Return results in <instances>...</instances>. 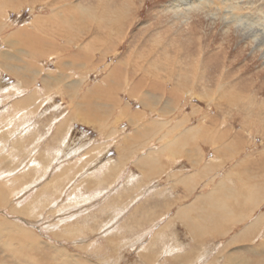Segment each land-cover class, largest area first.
<instances>
[{
	"label": "rangeland",
	"instance_id": "rangeland-1",
	"mask_svg": "<svg viewBox=\"0 0 264 264\" xmlns=\"http://www.w3.org/2000/svg\"><path fill=\"white\" fill-rule=\"evenodd\" d=\"M109 1V6L122 14L120 39L110 47L104 45V38L99 34L102 22L84 9L88 5L98 9L102 3L101 0H31L29 3L26 1L20 10L8 11V15L0 17V27L5 21L7 33H15V30L29 25L20 33V38L35 35L34 27L31 25L33 18L40 23H45L47 28L42 34H45L47 38L43 39L49 42L57 38L59 29L64 31L62 28L64 25L57 24L58 14L60 22H67L74 27L72 43L60 41L58 54L51 51L42 58L36 55L27 56L25 52L28 49L27 43L25 47L22 46L24 50L11 54L9 51L11 46L2 39L5 33L3 34V31L0 33L1 85L9 87L15 84L11 66L14 65L12 69H15L18 68L17 64L32 63L37 66V69H46L38 76H42L43 79L48 80V84L54 86L48 93L39 90L44 103L29 116L27 115L29 114L28 106L22 109L11 107V104L14 99L16 101L20 98V94L16 91H25L33 87L30 73L29 76H23L28 78L27 85L20 88L14 86L18 90L13 93L6 92L7 89L0 91L2 94L0 95L2 115L0 120H4L0 125L10 123L9 127L10 125L12 127V130L9 128L11 137H6L5 140L4 137L0 138L1 143H5L6 147L9 145L7 147L9 148L13 140H20L21 133L24 135L28 133L26 134L29 141L27 148H35L37 145V148L40 146L39 149H41L46 144L47 152L45 153L48 157L52 156L51 161L53 158L56 162L61 161L67 153L74 152L76 155L73 154L71 159L73 157L76 159L79 155L83 156L85 154L83 152L88 148L90 158L94 159V162H91L92 165L90 163L83 165L90 162V158H81L78 165L74 166L76 173L71 172L66 178L65 181H68V184L65 182L66 186H64L63 182L58 192L51 196H41L35 192L43 185L42 182L38 184H33L34 181L29 182L31 189L25 196L31 194L28 201H38L39 208L34 213H30L31 217L30 214L29 216L21 215L24 216L23 220L27 225L33 227L36 234L38 233V240L31 250L37 251L36 253L33 251L34 255L37 259L42 257L40 261L44 264H65L66 260L70 264H90L91 262L144 264L140 261L137 250L147 244L150 245L151 233L175 215L178 205L182 203L192 207L194 201L191 203L189 201L194 196L207 195L210 201L214 198L217 200L223 198V202L228 203L230 200L237 201L232 214L230 208H224L226 203L218 202V206L213 203L222 212L227 211L230 217L240 215V220H235L230 226L231 229L233 227V234L241 232L240 227L243 226V221L258 207H261L260 216L264 220L262 215L264 213V46L259 47L261 43L264 45V0H201L199 2L201 11L196 12L189 11L183 4L184 0H128L129 5H126V0ZM68 4L70 5L67 6ZM62 6H67V11ZM236 19L237 22H235ZM243 27L256 32L255 35L249 40L244 39L247 37L245 33L248 30L245 31ZM76 28L83 30L79 31ZM103 35L105 36L104 33ZM50 45L57 48L55 41ZM49 46H46L47 49ZM64 46L68 49L71 46V49L64 53L63 48L66 50ZM93 53L95 56H92ZM86 62L88 63L85 64ZM114 66L115 71L119 70L120 75H114V71H110ZM151 72L161 78L162 85L158 89L148 86L153 79L149 75ZM141 77L142 84L136 83V80ZM39 78H37L38 83L34 85L36 89L42 85ZM85 93L87 96L90 95L89 99L93 98L92 103L87 106L79 105V111L87 108L92 119H98L97 114H100L105 120H90L92 123L97 122L95 127L82 123V120H74L68 124L65 134L51 143L50 137L53 135L56 124L62 122V118L72 113H74L73 117L77 118L79 112L77 105ZM172 96L173 100H170ZM137 112L139 115L134 114ZM25 113H27L26 116ZM188 126H193L190 127L192 130L189 134V131L184 130ZM26 128L35 130L36 135L29 130L26 132ZM216 129L221 130V135L217 134L210 140L207 133L213 136ZM115 133L116 138L125 136L124 141L131 139L133 134L138 135L139 138L130 141L127 146L121 144L118 138L117 140L112 138L115 143H111L104 153H101L103 148L99 145L91 147L98 144L97 141H103V135L114 137ZM238 133L240 135L235 136ZM175 141L179 142L177 151L167 148ZM144 143H147L145 148H143ZM151 146H156L159 150L166 148L165 157L162 158L163 161L165 160V165L164 168L162 167L163 172L147 178L135 166V162H132L135 158L127 159L128 162L125 159L127 155L143 148L141 153H135V157L138 158L142 153L149 152ZM116 147L120 157L124 159L123 162L119 160ZM125 147H130L133 152ZM14 149L19 152V155L12 160L18 161L14 168L9 169L12 171L9 175L16 176L25 167H30L31 161H40L37 157L39 153L32 151L31 148L24 153L16 146ZM151 155L153 152L146 157L141 156L137 165L141 166L145 161H149L147 158H152ZM208 160L210 163L211 161L215 163L212 167L200 168L198 175L191 182L194 184L191 186V192L184 191L180 184L173 188L172 184L175 180L168 179L173 172L183 170L179 172L180 175L186 170L185 172L191 173L203 165V161ZM55 161L51 163V168H54ZM109 161L118 163L119 168L109 173L110 178L102 179L106 163ZM17 166L20 171L16 170ZM46 166L37 173L39 177L46 174ZM5 168L3 166L0 171L7 172L8 169ZM213 170L216 172L211 173ZM49 173L44 181L52 176V172ZM91 173L95 174L94 179L100 180V183L97 184L94 180L88 179L90 176L88 174ZM107 175L106 173L105 176ZM224 175L226 178H231L230 181L224 182L225 184L218 188L220 189L218 193L210 195L211 187L223 182L220 180ZM76 176L79 178H75ZM209 177L212 178L209 179ZM29 179V177L23 178L18 183L30 181ZM181 181L186 182L185 179ZM200 181H203L204 186L200 189L197 185L198 188L193 191ZM97 193H101L100 196ZM181 197L183 200H179ZM15 201L12 196L8 197V205L11 204L13 207L16 204ZM251 204L255 207L253 210L250 208ZM14 209H16L14 212H24L25 208ZM257 212L259 213V210ZM0 213V219L8 217L4 212ZM142 214H147L144 222L139 221ZM252 217L255 218V215ZM155 222H157L156 225ZM153 225L154 227H151ZM163 230H166L165 233L147 249L153 252L143 262H149L156 255L154 250H161L164 245L169 247L166 246V252L176 249L174 252L177 253L179 252L177 249L180 248L185 251L192 249L191 235L177 220ZM0 231L3 234L0 236V261L2 264H16L6 251L10 247L2 246L9 228L0 227ZM256 233L250 234L251 238L248 240L229 246L219 255L223 256L224 252H229L232 253L230 255L245 259L255 255H261L257 259L262 258L264 252L251 254L258 243L264 241V233ZM231 235L232 233L218 241L213 238L212 241L208 240L197 249L198 256L202 258L201 261L198 263L199 260L194 259L196 256L191 254L192 261L188 260L190 261L188 263L206 264L218 253ZM257 235L260 236L257 237ZM139 239L141 240L138 241ZM178 241L181 244L177 243ZM13 247L16 249L14 245ZM165 251L160 252L161 255L155 264H160L159 262L164 264L162 261L164 256L169 259L170 255L164 253Z\"/></svg>",
	"mask_w": 264,
	"mask_h": 264
},
{
	"label": "bare ground",
	"instance_id": "bare-ground-1",
	"mask_svg": "<svg viewBox=\"0 0 264 264\" xmlns=\"http://www.w3.org/2000/svg\"><path fill=\"white\" fill-rule=\"evenodd\" d=\"M26 1L29 3L31 0H0V17H5L6 15H8V11H11V10H20L21 7H23L22 5H24L26 3ZM203 1V0H202ZM102 3H100V7L98 9L92 7L91 5H88L86 6L84 9L86 11H88L89 14H92V16L96 19H98V21H101L102 22V25H101V32L99 34H101L104 38V45L106 44L107 46H111L112 44H116L117 41H119L120 39V28L122 26V18H121V15L122 14H119V12L114 8V7H111L109 6L110 4V1L109 0H101ZM199 2H201V0H184L183 1V4H185L186 8H188L189 11H192V12H196V11H199L200 8H199ZM27 3V4H28ZM126 5H129V1L126 0ZM216 3V2H215ZM70 4H68L67 6H69ZM66 6V7H67ZM123 6H125L123 4ZM173 6V5H172ZM66 7L62 6V8H65V10L67 11ZM232 7V6H231ZM70 8V7H68ZM71 9V8H70ZM180 10V9H179ZM64 11V12H66ZM95 11V12H93ZM201 11V10H200ZM211 11V10H210ZM183 12V11H182ZM236 13V12H235ZM240 13V12H239ZM192 14V13H190ZM204 14V13H202ZM208 14V13H207ZM184 15V14H183ZM187 15V14H186ZM238 15V14H237ZM252 15V14H251ZM180 16V15H179ZM182 16V15H181ZM193 16V15H192ZM234 16V15H233ZM240 16V15H239ZM57 20H58V23H60V25L62 26V24L64 25V27L62 26V28H64V31H60V29L58 30L59 32H57V38L55 37L53 41L49 42L43 38H47L45 34H42L43 31L45 30V28H47V25L44 23H40L37 21V19L33 18V21L31 23L32 27H34V30H35V35H28L24 38H20V33L27 29L28 26H23L22 28L20 29H17L15 30L14 32L15 33H12L9 32L7 33L8 31L6 30V25L4 24L5 21L3 22V25L0 27V33L3 31V34L5 33V35H3L2 39L5 43H9L8 45L11 46L10 48V53L11 54H16L18 53V51L20 50H24L23 48L25 47V44L27 43L28 44V49H26V55L27 56H33V55H36V56H41L42 57H45L48 55L49 52H53L58 54L60 51L58 50V44L60 43V41H66L67 43H72L73 42V36H74V27L70 26L67 22H60L59 20V17L60 15L58 14L57 16ZM192 19V18H191ZM186 21V20H185ZM251 21H252V18H251ZM0 22H1V19H0ZM187 22V21H186ZM237 22V19L236 21ZM239 24H242L240 22H238ZM56 24V25H57ZM190 24V23H189ZM59 25V26H60ZM57 26V27H59ZM231 26V25H230ZM255 26V25H254ZM253 26V27H254ZM263 26V25H262ZM252 28V27H251ZM243 29H246L245 31H247L245 33V35H247L246 38L244 39H247L249 40L251 37H253L255 35L256 32L254 31H249V28H246V27H243ZM76 30H79V31H82L83 29L81 28H76ZM261 31V30H260ZM58 33L60 35H58ZM103 33L105 34V36L103 35ZM83 37V36H82ZM81 37V38H82ZM243 38V37H242ZM107 40H109V42H107ZM56 42L57 43V48L56 46H53V45H50L51 43L53 42ZM79 41V40H78ZM98 44L99 41L97 40ZM260 42V41H259ZM90 44V43H89ZM73 45V44H72ZM260 45V44H259ZM24 46V47H22ZM46 46H49V48L47 49ZM67 46V45H66ZM66 46H64L66 48ZM261 46H264L261 45ZM71 46H69V49ZM51 48V49H50ZM68 48H66V50L63 48V52L64 53H67V51L69 50ZM102 49V48H101ZM107 49V48H106ZM61 50V49H60ZM264 50V49H263ZM103 51V50H101ZM22 53V52H21ZM62 53V52H61ZM60 53V54H61ZM95 53V52H94ZM93 53L92 56H95ZM103 53V52H102ZM63 54V53H62ZM264 54V53H263ZM262 54V56H263ZM106 56V55H105ZM49 57V56H48ZM102 59V58H101ZM91 60V58H90ZM90 60L88 62H90ZM88 62H86L85 64H87ZM100 62V61H98ZM90 64V63H89ZM114 65V64H113ZM18 68H15V69H12L13 66H11V74L12 76H15V84H12L10 85L9 87L8 86H4V85H1V82H0V91H5L7 89L6 92H12L13 91L15 92L16 90H18L17 88L15 89V87H23V85H27V80L28 78H25L23 77L24 75H28L29 76V73L31 74V79H33V87H31L30 89H27L25 91L21 90V91H16L17 93L20 94V98H18L16 101L14 99V102H12L11 104V107H19V108H24V106H28L29 108V111L27 110V113H25V116L26 114L29 116L30 113H33L34 111H36L38 108L42 107L43 103H44V98L42 100V96H40V93H39V90H42V91H47L46 93H48V91L50 90H53L54 86L53 85H50L48 84V80H45L43 79L42 76H38L40 74H42L43 70L46 71V69H43L40 70V69H37V66L32 64V63H29L28 65H18ZM110 71H114L113 74L114 75H120L121 73L119 72V70H116L115 71V66L111 68ZM46 73V72H45ZM43 73V74H45ZM150 75V78H153L151 80V83L150 85H148L149 87H152V88H156L158 89V87H161L162 85V82H161V78L158 77V75H156V73L154 74V72ZM27 76V77H28ZM38 77H40V81L42 85H40V87L38 89L34 88V85L38 83ZM143 82V79L142 77L139 79V80H136V83H141L142 84ZM12 86V88H11ZM15 86V87H14ZM174 88H177L178 86H173ZM2 89V90H1ZM8 89H10V91H8ZM31 90V91H30ZM82 91V90H81ZM1 92V93H2ZM41 92V91H40ZM21 93H24L23 95ZM2 95V94H0ZM5 95V94H4ZM3 95V96H4ZM7 95V94H6ZM2 96V97H3ZM89 96H87V94L85 93L83 96H81V102L78 103L77 105V109L79 111V105H84V106H87V105H91L92 101L91 99L93 98H90L89 99ZM176 96V95H175ZM7 97V96H6ZM45 97V95H44ZM75 97V96H74ZM16 98V97H15ZM170 100H173V96L170 97ZM8 101V100H7ZM13 101V99H12ZM46 101V100H45ZM3 102V101H2ZM86 102V103H85ZM8 103V102H7ZM251 104V103H250ZM262 104V103H260ZM10 105V104H9ZM6 107V106H5ZM4 107V108H5ZM10 108V106H9ZM8 108V109H9ZM6 109V108H5ZM13 109V108H12ZM7 110V109H6ZM6 110L4 112H6ZM99 110V109H98ZM10 111V110H9ZM25 111V110H24ZM23 111V112H24ZM40 111V110H39ZM77 111V112H78ZM11 112V111H10ZM13 112V110H12ZM26 112V111H25ZM38 112V111H37ZM94 112V111H93ZM101 112V111H100ZM99 112V113H100ZM17 113H18V110H17ZM72 113V112H71ZM4 114V113H3ZM9 114V113H8ZM23 114V113H22ZM20 114V115H22ZM34 114V113H33ZM33 114H31L33 116ZM73 114L72 115L70 114L69 116H66L64 118H62V122L59 123V124H56L55 126V130L53 131V135L50 137V142L52 143V141H56L59 137H61L63 134H65V131H67V127H68V124L71 123L72 121H81L82 123H85V124H90L92 126L95 127V123L97 122H91L90 120H105L103 119L104 117L100 116V114H97V117L98 119H92L90 117L91 113L88 112L87 108H82L78 114H77V118L73 117ZM133 114V113H132ZM130 114V115H132ZM134 114H137L139 115V113H134ZM1 115V113H0ZM10 115V114H9ZM111 115V114H110ZM2 116V115H1ZM17 116V115H16ZM35 116V115H34ZM38 116V115H37ZM23 117V115H22ZM102 117V118H101ZM148 117H151V116H148ZM26 118V117H25ZM24 118V119H25ZM29 118V117H28ZM129 119H131L129 117ZM20 120V119H19ZM4 120H0V123L2 124ZM16 121V119H15ZM29 121V119H28ZM23 122V121H22ZM12 123V121H11ZM21 123V122H20ZM24 123V122H23ZM9 124H4L3 126L0 125V138H3L4 137V140L6 139V137H11V135L9 134V128L10 130H12V127L10 125L9 127ZM15 125V124H14ZM28 125V124H27ZM13 126V125H12ZM18 126V125H17ZM146 126V125H145ZM20 127V126H19ZM23 127V126H22ZM29 127V126H28ZM190 127H193V126H188L186 128H184V130H187L189 131V133H191V130L192 128ZM26 132L29 130L33 133V135L35 134L34 131L32 128H26ZM19 130V129H18ZM183 130V131H184ZM17 131V130H16ZM221 130L219 129H216L213 133V136L211 134H208L207 133V136L209 137V139H213V137H215L217 134L221 135ZM117 133V132H116ZM116 133L114 134V137H107L106 135L104 136L103 135V141H97L98 144H94L93 146L91 147H94V146H97L99 145L100 148H103L102 152L101 153H104L111 145V143H115V140H119V142L121 144H123L124 146H127V144L130 142V141H133V140H136L139 138L138 135L136 134H133V137H131V139L129 140H125L124 141V137L125 136H118L117 138L115 137L116 136ZM23 133H21L20 135V140L18 141H14L12 143H10L12 146L7 148L6 147V144L4 143H1V139H0V163H1V167L2 168L3 166L6 167L5 169H8L7 172H4L2 173L0 171V212H4L8 217L9 219H0V227H6L7 229L9 228V233L8 235L4 238L3 240V244L2 246L6 247H10V249L6 250L9 254V257L13 258L15 261H16V264H44L43 262H41V258L37 259V257L34 255V253H36L37 251L31 250V247L35 245V243L37 242L38 240V233L36 234L34 231H33V227L31 228L30 226L27 225V223L23 220L24 216L21 215V214H28L27 216H29L30 213H34L35 210L37 208H39L37 205V202L38 201H33V200H30L28 201V198H29V195L31 194H28L27 196H25L27 193V191L30 188V184L29 182L31 181H34L33 184H38L40 182H42V186L41 187H38L36 189V193L37 194H41L44 195V196H51L52 194H54L55 192H58V189L61 188V184L64 182H67L66 184H68V181H65L67 180L66 178L68 176H70V173L72 172L73 174L76 173L74 172L76 169H74L78 163L80 162L81 158H86V159H89L90 158V155L88 154L90 152V149L88 148L87 151L83 152L85 153L83 156L79 155L78 158L74 159V157L71 159V157L75 154L74 150H73V154L71 153H67V155H63L65 156L64 159H60L61 161H58L56 162L55 160L52 159L51 161V157H48L47 153H45V151L47 150L46 148V144L44 147H42L41 149H39L40 146H38L37 148V145L36 147L32 148V147H29L27 148L28 146V142L27 141V135L28 133H26L24 136H22ZM130 134V135H131ZM4 135V136H3ZM31 135V134H30ZM32 135V136H33ZM36 135V134H35ZM119 135V134H118ZM240 135L239 133L236 134L235 136H238ZM31 137V136H29ZM46 137V136H45ZM68 137V136H66ZM225 137V136H224ZM114 138V139H112ZM219 138V137H218ZM240 138L237 137V139ZM92 139V138H91ZM106 139H108L106 141ZM39 140L41 141V139L39 138ZM114 140V141H113ZM239 140V139H238ZM36 141V140H35ZM34 141V142H35ZM92 140H90L91 142ZM151 141V140H150ZM148 141V142H150ZM11 142V141H10ZM49 142V141H48ZM47 142V143H48ZM96 142V141H95ZM147 142V143H148ZM87 143H88V140H87ZM94 143V142H93ZM147 143L143 145V148H145L147 146ZM77 144V143H76ZM86 145V143H85ZM232 145V144H231ZM230 145V146H231ZM15 146L20 149L21 151H23L22 153L28 151L30 148L32 149V151H35L37 153H39L37 155L38 159L40 160L39 162H34V161H31L30 162V167H25L24 170H22V172L18 175H9V173L12 171H9V169H11L12 167L14 168L16 163H17V159L16 161H13L12 158H14L16 155H19V152L14 149ZM74 146V145H73ZM78 146V145H77ZM76 146V147H77ZM87 146V145H86ZM85 146V147H86ZM81 147V146H80ZM84 147V146H83ZM90 147V148H91ZM152 147V146H151ZM179 147V142L178 141H175L173 142V144L167 148H171L175 151H177L176 149ZM46 148V150H45ZM53 148V147H52ZM99 148V149H100ZM127 148L128 150H132L130 147H125ZM141 148V149H143ZM74 149H76L74 147ZM78 149V148H77ZM83 150V148H81ZM139 149L137 152H135L136 154L138 153H141L142 150ZM25 150V151H24ZM72 150V149H71ZM80 150V149H79ZM116 150H117V154H118V157H119V160L120 162H123V158L120 157V153L118 151V148L116 147ZM165 149H160L157 148L156 146L155 147H152L151 150L149 152H145V153H142L140 156L135 157V153H131L129 156L127 155L125 161L128 162L127 159L133 157L135 158V160H133L132 158V162H135V166L140 170L142 171V173H144L143 175H146L147 178L149 177H152V176H157L159 174V172H163V168H164V165H165V160L163 161L162 158L165 157L164 153H165ZM68 151V150H67ZM185 151V150H184ZM189 151V150H187ZM47 152V151H46ZM70 152V150H69ZM133 152V150H132ZM150 152H153V155L152 158H147L149 161H145V163L141 166H138V162L140 160V157L141 156H144L146 157ZM181 152V151H179ZM64 153V151H63ZM66 153V152H65ZM82 153V154H83ZM183 153V152H181ZM30 154V153H29ZM62 154V153H61ZM177 154H180V153H177ZM21 155V154H20ZM23 155V154H22ZM108 157V156H107ZM56 158V157H55ZM62 158V156H61ZM137 158V159H136ZM167 158V157H166ZM21 161V157L19 158ZM58 159V158H57ZM213 159V158H212ZM93 157L90 158V162H86V163H83V165L87 164V163H90L91 162H94L93 161ZM110 160V159H109ZM118 160V159H117ZM215 160V159H214ZM56 162L55 165H54V168H51V163L52 162ZM167 161V160H166ZM175 161V160H174ZM202 161V160H201ZM50 162V163H49ZM113 162V161H112ZM109 161V163L105 162L106 163V169H105V173L103 174V178L102 179H106L107 177L110 178L109 176V173L111 171H115L117 170V168H119L118 166V163L114 164ZM117 162V161H116ZM119 162V164H120ZM189 162V161H188ZM204 164L201 165L199 168H197L196 170H194L193 172H185L184 173H180L179 175V172H183V170L181 171H178L177 173H172V175L170 177H168V179H173L175 180L172 184L173 188L174 187H177L178 184H180V186L182 187V189L184 191H186L187 193L188 192H191V186H193L194 184H192L191 182H193V180L195 179V177L198 175V172L200 170L201 167H212V164L215 163L213 161H211V163L208 161H203ZM49 163V165H48ZM199 163V162H198ZM197 163V164H198ZM20 164V163H19ZM22 164V163H21ZM77 164V165H76ZM47 165V166H46ZM92 165V164H91ZM95 165V164H94ZM103 165V164H102ZM22 166H25L22 164ZM28 166V165H26ZM46 166V174L39 177L40 175H37V173L39 172V170L41 169H44ZM75 166V167H74ZM88 166V165H87ZM121 166V165H120ZM172 166V165H171ZM195 167V165H192ZM191 166V167H192ZM9 167V168H8ZM89 167V166H88ZM98 167V166H96ZM100 167V166H99ZM125 167H126V164H125ZM163 167V168H162ZM173 167V166H172ZM171 167V168H172ZM83 168V167H82ZM166 168V166H165ZM19 170L18 166L16 168V170ZM85 169V168H84ZM90 169V168H89ZM128 169V168H127ZM169 169V167H168ZM221 169V168H219ZM218 169V170H219ZM78 170V169H77ZM20 171V170H19ZM214 171L216 172V170H213L211 173H214ZM15 172V171H14ZM49 172H52V176L50 177V179L48 180H45V177L46 175L49 173ZM85 172V170H84ZM88 173V171H87ZM95 173V172H93ZM106 173L108 174L107 176ZM169 173V172H168ZM14 174V173H13ZM216 174V173H215ZM50 175V173H49ZM76 175V174H75ZM74 175V176H75ZM90 175L89 176V180H94L95 182L100 183V180L98 179H94L95 177V174H88ZM214 175V174H213ZM216 176V175H214ZM221 175V174H220ZM74 176L72 178H74ZM122 176V175H121ZM29 177L30 181L26 180L25 182L23 183H18L20 182V180H23V178H27ZM38 177V178H37ZM78 176H76L75 178H77ZM212 177H209V179H211ZM223 177V176H221ZM79 178V177H78ZM77 178V179H78ZM86 179V178H85ZM180 179V180H179ZM185 179L186 182H182L181 180ZM231 178H226L225 175L223 177V179H221L220 181H223V182H220L219 184H217V186H213L211 187L210 190H212L210 192V195L214 194V193H218L221 187L222 184H225L224 182H228L230 181ZM28 181V182H27ZM181 181V182H180ZM208 181V179H207ZM74 182V181H73ZM116 182V181H115ZM114 182V183H115ZM119 182V181H118ZM158 182V181H157ZM72 183V182H71ZM189 183V184H187ZM27 184V185H26ZM66 184L64 186H66ZM73 184V183H72ZM120 184V183H119ZM109 185H112V184H109ZM200 187V189L204 186V183L203 181H200L199 184L197 183L195 188L193 189V191L198 188L197 187ZM72 186V185H71ZM156 186V185H155ZM114 188V186H112ZM117 187V186H116ZM146 187V186H145ZM35 188V187H34ZM33 189V187H32ZM62 190V189H61ZM148 190V189H147ZM150 190V189H149ZM148 190V191H149ZM154 190V189H153ZM98 191V190H97ZM151 191V190H150ZM30 192V191H29ZM106 192V190H105ZM108 192V191H107ZM147 192V191H146ZM185 192V193H186ZM123 193V192H122ZM101 193H97V195ZM104 194V193H103ZM120 194V193H119ZM197 194H200V193H197ZM24 195V196H23ZM121 196L123 194H120ZM209 195V194H208ZM9 196H12V198H15V203L14 206L12 207V205H8L9 202H7L8 200V197ZM95 196V195H93ZM140 196V195H139ZM138 196V197H139ZM92 197V196H91ZM107 197V196H106ZM38 198V197H37ZM93 198V197H92ZM91 198V199H92ZM100 198V197H99ZM11 199V198H10ZM136 200V199H135ZM180 200H183V197H181ZM11 201V200H10ZM14 201V199H13ZM90 201V200H89ZM194 201V202H193ZM196 201V202H195ZM100 202V201H99ZM193 202V205L192 207L189 205V204H180V205H183L185 208H183L182 206L180 207V205H178V209L175 210V215H173L171 218H169L166 222H163L155 231H153L151 233V239H150V245H145L143 247L140 248V245H139V250H137V252H139L138 254V257L140 259V261L144 264H155L157 261H158V258L160 257L161 255V251H165L166 250V246L167 245H164L163 248H161V250H154L156 251V255L153 256L149 262H143L145 259H147L148 257H150V255L152 254L153 251H151L150 249L147 250L149 248V246H151L152 244H154L156 241H157V238L162 236L166 230H163L164 228L167 229V226H169V224L171 222H174V221H178L179 224H181V226L185 229V231H188L189 234L191 235V238H192V249L191 250H188V251H185V250H181L182 248L180 249H177L179 250V252L175 253L174 251L176 250H173L172 248V245H170L172 248L171 251L169 252H164V253H167V255H170L169 259L166 258L164 256L163 260L164 261V264H167L168 262H170L171 264H189L188 262L192 261L190 259L191 258V254H193L194 256H196L194 259L196 261H198V263L201 261L200 257L198 256V252H197V249L200 248L205 242H207L208 240H211L212 241V238L215 239V241H218L219 239H224V237L227 235H230L232 233V235L230 237L227 238V240L225 241V243H223V246L222 248H220V250L218 251V253L213 257L211 258V260L209 262H207L206 264H219V262H221L220 264H264V256L260 259H257L259 258L260 256L258 255H255V256H250L248 257L247 259L245 258H240V257H237L236 255H230L232 253H229V252H224V255L222 256L219 255V253L223 252L225 249L227 250V248H229V246H232V245H236L238 243H241L245 240H248L250 239L251 237L250 234H253V233H264L263 229H264V220L261 218L260 214H261V207H258L255 211L257 212V210H259V213H252L248 218H246L244 221H243V226L240 227V233H235L233 234V227L231 229V225H233V223L235 222V220L238 219V221L240 220V215L236 216V217H230V214L227 213V211L225 212H222L221 210H219L217 208L218 206V202H223V198H220V199H216L214 198V200L210 201V197H208L207 195L206 196H194V198H192L189 203ZM13 203V202H12ZM213 203H216L213 204ZM223 203H226L224 208H230L231 210V214L234 212L235 210V206L237 204V201H234V200H230L229 203L228 202H223ZM52 204V203H51ZM49 206V205H48ZM51 206V205H50ZM17 207H24V212L22 211H17V212H14L16 209L14 208H17ZM44 207V206H43ZM128 207V206H127ZM7 208V209H6ZM250 208L253 210L255 207L253 206V204H251ZM120 209V208H119ZM123 209V207H122ZM6 210V211H5ZM38 210V209H37ZM15 213V214H14ZM126 213V212H124ZM123 213V214H124ZM1 214V213H0ZM134 214V213H133ZM74 215V214H72ZM136 215V214H135ZM145 215L147 214H142L141 218L139 219V221H143L145 220ZM255 215V218H253L252 216ZM264 215V213L262 214ZM1 216V215H0ZM23 216V217H22ZM122 216V215H121ZM30 217H31V214H30ZM75 217V216H74ZM32 218H35L34 216H32ZM70 218V217H69ZM119 217L117 216V219ZM163 218V217H162ZM27 219V218H26ZM25 219V220H26ZM138 220V218H137ZM160 222V221H159ZM114 223V221H113ZM140 223V222H139ZM157 222H155L154 224L156 225ZM30 224V223H29ZM105 225V223H104ZM107 225V224H106ZM119 225V224H118ZM67 226V225H66ZM74 227V225H72ZM107 226H110V225H107ZM107 226H105L107 228ZM112 226V225H111ZM241 226V225H240ZM70 227V226H69ZM151 227H154L151 226ZM105 228V230H106ZM150 228V227H149ZM64 230L66 228H63ZM69 229V228H68ZM71 229V228H70ZM229 229H231V232L228 233ZM109 230V229H108ZM148 230V228H147ZM199 230H201L199 232ZM71 231V230H70ZM68 231V232H70ZM62 232V231H61ZM67 232V231H65ZM149 233V234H150ZM256 233V234H257ZM188 234V233H187ZM188 234V236H189ZM3 234H1V231H0V236H2ZM55 236L57 234H54ZM58 236V235H57ZM260 235H257V237H259ZM40 237V236H39ZM68 237V236H67ZM143 237V236H142ZM60 238V236H59ZM70 238V236L68 237ZM67 238V239H68ZM138 239V238H137ZM78 240V239H77ZM141 239H139L138 241H140ZM190 240V239H189ZM135 241V240H134ZM160 241V239L158 240ZM181 241V240H180ZM180 241H178L177 243H180ZM43 242V241H42ZM134 244V242H133ZM136 244V243H135ZM176 244V242H175ZM181 244V243H180ZM180 244H178L180 246ZM183 244V243H182ZM13 245L15 246L16 249H14ZM138 245V244H137ZM135 247V246H134ZM168 247V246H167ZM184 247V246H183ZM59 248V247H58ZM169 248V247H168ZM178 248V247H177ZM185 248V247H184ZM204 248V247H203ZM119 249V248H118ZM208 249V248H207ZM213 249V248H212ZM216 249V248H215ZM170 250V249H169ZM205 250V249H204ZM213 251V250H212ZM3 252V251H2ZM136 252V253H137ZM197 252V254H196ZM206 252V250H205ZM262 252H264V241L258 243V245L254 248V250L251 252L252 253H256V254H262ZM163 253V254H164ZM169 253V254H168ZM202 253V252H201ZM4 254V253H3ZM204 254V252H203ZM209 254V253H208ZM208 254L207 256H205L206 258L208 257ZM80 255V254H79ZM201 255V254H200ZM213 255V254H212ZM162 257V256H161ZM211 257V256H210ZM193 259V260H194ZM190 260V261H188ZM205 260V259H204ZM203 261V260H202ZM160 264H162L161 262H159ZM0 264H2V262L0 261ZM65 264H70V262L68 260H66ZM73 264V263H72ZM90 264H96V263H90ZM192 264V263H191ZM202 264V263H201Z\"/></svg>",
	"mask_w": 264,
	"mask_h": 264
},
{
	"label": "crops",
	"instance_id": "crops-1",
	"mask_svg": "<svg viewBox=\"0 0 264 264\" xmlns=\"http://www.w3.org/2000/svg\"><path fill=\"white\" fill-rule=\"evenodd\" d=\"M180 200V199H179ZM175 201H177V200H175Z\"/></svg>",
	"mask_w": 264,
	"mask_h": 264
}]
</instances>
